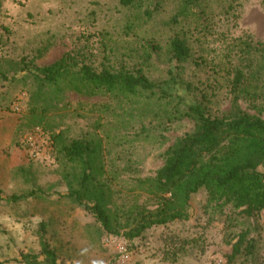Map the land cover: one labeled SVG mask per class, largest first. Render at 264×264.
Here are the masks:
<instances>
[{
	"label": "rangeland",
	"instance_id": "rangeland-1",
	"mask_svg": "<svg viewBox=\"0 0 264 264\" xmlns=\"http://www.w3.org/2000/svg\"><path fill=\"white\" fill-rule=\"evenodd\" d=\"M187 1L137 0L125 8L119 0H0V264L42 262L40 224L59 264H264V211L245 218L203 190L191 196L186 221L132 241L106 235L70 195L82 169L63 147L84 138L100 145L94 185H103L110 209L149 208L137 181L156 174L193 122L178 118L184 107L177 99L93 93L73 87L69 74L57 86L39 87L31 75L69 56L93 71H141L151 82L166 81L175 65L170 42L179 37L189 57L178 72L191 100L222 115L241 71L249 79L237 103L264 120L262 0ZM19 196L25 198L11 202ZM241 235L253 242V256L231 263Z\"/></svg>",
	"mask_w": 264,
	"mask_h": 264
},
{
	"label": "trees",
	"instance_id": "trees-1",
	"mask_svg": "<svg viewBox=\"0 0 264 264\" xmlns=\"http://www.w3.org/2000/svg\"><path fill=\"white\" fill-rule=\"evenodd\" d=\"M136 1L119 0V3L127 8ZM200 1L188 0L186 6H195ZM262 3L264 5V0ZM185 8L181 15L185 14ZM145 15L149 17L150 12L146 11ZM175 21L176 18L172 20ZM169 55L175 65L168 72L169 80L160 82H151L141 71L133 73L115 68L93 71L86 65L76 64L69 56L49 66L30 70L32 77L41 85L39 87L57 86L69 74L67 80L73 87H86L93 93L103 92L123 99L147 95H156L161 101L177 99L184 107L183 111H176L178 118L193 122L192 132L167 148L163 165L156 174L137 181L147 194L146 200L151 202L149 208L140 204L133 205L126 212L116 207L110 209L103 185H94L99 174L96 165H99L101 157L100 145L84 138L73 140L63 147L67 161L82 169L79 189L70 195L106 235H121L125 240L132 241L153 227L186 221L190 198L201 190L211 200L223 201L239 209L245 218L250 219L264 211V120L242 111L237 103L240 90L249 78L241 71L235 72L230 84L233 102L228 111L213 116L204 105V100L189 98L190 85L180 78L178 67L189 57L185 42L179 37L172 38ZM91 186L95 189L91 190ZM24 198L12 197L11 202ZM39 233L43 261L35 257L30 261L33 264H59L54 249L45 240L42 224L39 225ZM245 238L241 235L235 242L229 262L253 256V242H246Z\"/></svg>",
	"mask_w": 264,
	"mask_h": 264
},
{
	"label": "built area",
	"instance_id": "built-area-1",
	"mask_svg": "<svg viewBox=\"0 0 264 264\" xmlns=\"http://www.w3.org/2000/svg\"><path fill=\"white\" fill-rule=\"evenodd\" d=\"M124 258H126V256H124Z\"/></svg>",
	"mask_w": 264,
	"mask_h": 264
}]
</instances>
